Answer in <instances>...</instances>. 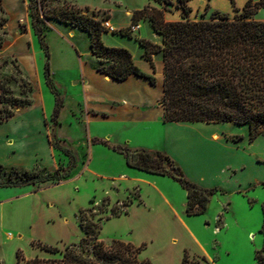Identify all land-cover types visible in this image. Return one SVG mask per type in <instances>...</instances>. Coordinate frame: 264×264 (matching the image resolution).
<instances>
[{
    "label": "rangeland",
    "instance_id": "374dc122",
    "mask_svg": "<svg viewBox=\"0 0 264 264\" xmlns=\"http://www.w3.org/2000/svg\"><path fill=\"white\" fill-rule=\"evenodd\" d=\"M36 1L35 10L34 7L29 9L28 0H2L4 13H0V19L4 17L6 23L0 25V92L6 91L4 97L10 100L0 103V110H9L11 99H16L18 104L26 101L29 105L15 106L12 109L15 115L0 124V185L10 182V174L14 182L24 172L46 175L59 167L68 177L40 185L22 184L15 191L4 194L2 198L14 192L34 191L35 197L32 209L19 204L13 210L5 206L0 217V264L60 258L59 253L45 252L33 244L39 242L63 252L65 246L83 237L80 223H95L97 241L105 244L113 240L125 243L133 240L139 243L137 247L143 245L138 259L149 260L151 264H180L177 261L182 251L190 258H209L213 264H255L254 253L263 242L260 229L264 204V136L249 141L247 127L231 123L177 126L156 122L145 128L143 123H133L132 108L110 109L106 98H102L100 103L95 102L94 109L106 112L107 117H92L86 121L78 112L79 124H75L72 117L73 125L64 122L61 127L60 132L72 146L69 148L76 152L72 169L64 155L58 150L52 154L48 148L47 141H56L54 134L57 137L58 134L52 122H47L44 129L37 106L42 102L43 112L49 116L54 92L61 100L66 96L69 101L82 99L80 65L83 64L87 77L98 67V60L90 53L88 35L56 17L72 8L97 21L110 19L117 31L103 33L102 43L128 50L134 63L140 64L144 61L143 50L137 41L143 39L159 46L161 38L148 19L137 23L138 32L129 33L131 15L148 5L159 6L150 0ZM171 1L170 12L164 15L167 22L209 20L215 11L233 16L229 0H192L188 4L191 12L187 17H183L180 9H175L176 0ZM246 1L235 0V6L242 8ZM127 12H131L130 16H126ZM253 18L264 21V10H259ZM151 59L155 74L150 75L157 83L161 76L158 71L162 65L161 54L152 55ZM46 67L53 90L46 83ZM90 85L96 98L99 93L118 98L123 92L98 80ZM33 102L32 109H25ZM92 137L105 144L93 143ZM10 141L11 144H7ZM118 146L161 151L180 167L188 180L214 189L204 213L183 216L201 247L187 239L176 221L164 228L156 222L142 223L157 215L160 200L144 182L128 193L123 190L127 182L118 178L135 169L129 168L124 156L113 150ZM85 167L87 170L83 171ZM144 175L157 179L159 193L168 197L176 215L182 216L186 192L181 186L168 177ZM131 183L134 182L128 184ZM56 184V187H49ZM3 189L6 188H0ZM138 196L141 204L136 203ZM130 203L133 205L127 213ZM169 215L173 218L172 213ZM151 237L155 239L153 244L149 243Z\"/></svg>",
    "mask_w": 264,
    "mask_h": 264
},
{
    "label": "trees",
    "instance_id": "16d2710c",
    "mask_svg": "<svg viewBox=\"0 0 264 264\" xmlns=\"http://www.w3.org/2000/svg\"><path fill=\"white\" fill-rule=\"evenodd\" d=\"M150 1L159 8L148 5L134 11L131 24L137 25L140 20L148 19L153 31L161 38L159 46L143 39L137 42L143 50L144 60L150 64L153 72L155 69L152 55L161 54L163 81L159 105L163 123H231L246 126L249 141L264 136V21L253 18L259 10H264V0H247L242 8L235 6V0H229L232 17L215 11L209 20L183 19L175 22H167L164 18L165 13L170 12L168 6L173 5L171 0ZM190 1L192 0H176L174 7L182 11L183 17L191 12L188 5ZM28 3L29 9H37L36 0H28ZM0 13H4L2 0ZM56 19L66 25L79 27L88 35L90 53L98 60L96 72L117 82L135 76L146 78L154 85V78L146 76L138 69L128 50L108 47L102 43L101 35L106 31L102 28L101 21L81 15L72 8ZM5 23L6 19L1 17L0 25ZM39 42L44 47L43 42ZM1 47L0 39V49ZM48 76L46 67V83L52 89ZM5 94L6 91L0 92V103L10 100L4 97ZM54 98L53 121L62 104L55 92ZM17 102L16 99H11L10 109L0 110V124L14 116L12 109L15 106L29 105L26 101L20 104ZM93 143L105 144L98 139H93ZM48 144L68 159L70 169L74 167L76 154L73 150L59 141L48 140ZM113 150L124 156L129 168L168 177L177 182L186 192V216H197L205 212L214 189L201 188L188 180L180 167L165 153L144 149L130 150L119 146ZM67 177L68 173L62 174L60 167L54 173L46 175L24 172L14 182L11 181L10 174V182L0 185V188L20 187L22 184L40 185L50 180L61 181ZM95 226V223H80L83 237L77 243L65 246L63 252L39 242L34 243L37 248L52 254L59 253L61 257L47 260L33 258L26 264H151L147 260L138 259L143 245L135 247L119 240H113L109 244L97 241ZM260 233L263 242L261 248L254 253L255 264H264V204ZM181 264L209 263L203 256L190 258L184 252Z\"/></svg>",
    "mask_w": 264,
    "mask_h": 264
},
{
    "label": "crops",
    "instance_id": "0c3cea01",
    "mask_svg": "<svg viewBox=\"0 0 264 264\" xmlns=\"http://www.w3.org/2000/svg\"><path fill=\"white\" fill-rule=\"evenodd\" d=\"M130 14H131V12H129V13L127 12L126 16H130ZM108 22L111 24L110 19L108 20ZM138 30H140V27ZM135 65L146 76L152 77L150 74L151 73L155 74V72H153L150 64L148 62H146L145 60L141 61L140 64L135 63ZM80 66L81 67H80L79 79L81 80L80 85L82 87V95H83L82 99L76 98V99H73V101H71V100L69 101L67 96L65 97V99H62L61 100L62 104H61V107L58 111V115H57L55 121L52 120V114H53V110H54V106H55V98H54V102H53L52 108H51V113L49 116L48 115L46 116L45 113L43 112V103L42 102H40L39 106H37V108L39 109V112H40L39 114H41V122H42L44 129H45V126L47 125V122H52L53 124H55L54 132L58 134V137L54 134V139L56 141H59L60 143H64V145L68 148L72 147V146L70 145V142L68 141L67 137L63 133L60 132L63 123L64 122L68 123L67 125H70V126L73 125L74 121L71 119L73 117L75 120V124H79L78 123V121H79V118H78L79 113L78 112H80L82 114V116H83L82 118H84L86 121H89L92 117H99V116L100 117H107L106 112H99L96 109H94L95 102L98 101L97 103H100L99 100L102 98H106L108 104H110V106H109L110 109L117 108V106L132 108V110L134 112L131 113L130 115L134 119L133 123H136V122L143 123V127H145V128H147V127L150 128V123H156V122H158L160 125H164V124L168 125L169 124V125H177V126H190V125L201 126L198 123H163V121H162V109H161L160 105L158 104L159 100L162 97V81H163L162 65H159V67H158V71L161 72L160 73L161 76H160L159 80L157 81V83H154V85H151L149 80L146 78H138L135 76H130L125 81L117 82V81L110 79L107 76L99 74L98 72H96L95 68H94V71L92 72V75L87 77L86 72L84 71L83 64H81ZM154 69H155V67H154ZM94 80L101 81L103 84L109 85L112 89H114L116 91L121 89V91H123V92L121 93L120 96H118V98L113 97L111 95H106L104 93H99L98 94L99 99H98L92 93V86L90 85L91 82ZM91 97H93V98H91ZM33 105H34V102L32 103V105L30 107L25 108V109H32L34 107ZM66 112H68V114L65 116ZM93 138H97V137H92L91 139H93ZM209 141H210V136H209ZM214 142H218V141H213V143ZM7 144H11V141L7 142ZM47 145L53 154V152H55V150L49 146L48 141H47ZM138 148H142V147L134 146L130 149L134 150V149H138ZM145 149H147V148H145ZM73 152H75V151H73ZM75 154H76V152H75ZM53 168H55V162H54V166L52 167V169ZM86 170L87 169L85 167V169L83 171H86ZM129 172H126V174H124L118 178V180L121 182H127L126 186L123 187V190L126 193H128L129 191H132L133 189L138 187V185H139L138 183L144 182L145 184H148L152 187V190L154 191V193L156 194V196L160 200L159 205L158 206L156 205L158 210H159L158 212H156L157 215H154V217H152L148 220H145V222L142 221V223L145 225H148L152 222H156L161 227L164 228L165 226L173 225V223H175L174 221H176L181 226L182 231L184 232V235L187 237V239H189L193 244L197 245L198 247H201V244L196 239L194 234L190 231V229L187 227V225L184 221L183 216H185L184 207H185L186 199L183 202L182 216L176 215V211L173 208V205L170 203L169 198L164 196L163 194L159 193L157 186H156V184L158 182L157 179H155L154 177H148V175H144L143 172H140L137 170H130ZM130 181H133L134 183L128 184ZM56 186H57V184L53 185V186H49V187H56ZM198 186L201 188H204L200 185H198ZM18 188L19 187H14V188H6L3 190H0V217H1V215L5 209L6 205L10 206L9 207L10 210H13V207L16 206L17 204H19V206H25L26 205V207L30 208V209L33 208L32 203H33L34 197H35L34 191L33 192H20V193L14 192V194H12L6 198H2L4 196V194L7 193L9 190L15 191V189H18ZM204 189H212V188H204ZM9 192H11V191H9ZM141 197H142V194H141ZM137 199L138 200L136 203L141 204L142 201L140 199V196H138ZM119 202L122 203L123 201L119 200ZM138 204H136V205H138ZM129 205L130 206L127 207V213L131 211L133 204L130 203ZM170 213H172L173 218H171L172 216L169 215ZM17 215H19V214H17ZM215 232L218 233V230L216 229ZM157 236H158V234H157ZM158 238H159V236H158ZM150 241L151 242H149V241L148 242L153 244V242L155 241L154 237H151ZM171 241L174 242L173 239ZM129 243L132 245H135V247H137L139 245V243H136L133 240H130ZM143 243L145 244L147 242H143ZM183 252L184 251H182V253L179 252L177 263L181 264ZM205 259L210 264H213L209 258L207 259L205 257ZM147 261H149V260H147Z\"/></svg>",
    "mask_w": 264,
    "mask_h": 264
},
{
    "label": "built area",
    "instance_id": "2783aa9c",
    "mask_svg": "<svg viewBox=\"0 0 264 264\" xmlns=\"http://www.w3.org/2000/svg\"><path fill=\"white\" fill-rule=\"evenodd\" d=\"M101 26L107 33L113 34V33H115L117 31L107 20L102 21L101 22ZM138 29H139L138 25L130 24L128 26V32L131 33V34L137 32Z\"/></svg>",
    "mask_w": 264,
    "mask_h": 264
}]
</instances>
